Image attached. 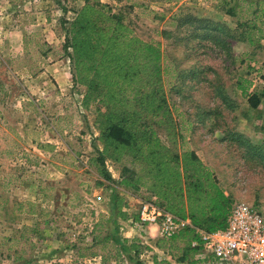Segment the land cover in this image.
<instances>
[{"label":"rangeland","instance_id":"1","mask_svg":"<svg viewBox=\"0 0 264 264\" xmlns=\"http://www.w3.org/2000/svg\"><path fill=\"white\" fill-rule=\"evenodd\" d=\"M100 1L160 44L172 65L165 96L189 145L199 143L234 200L264 215V39L250 43L245 25L257 0ZM84 2L0 0V264H130L111 240L124 233L114 223L119 187L130 188L124 165L107 160L110 182L91 164L102 104L79 112L86 87L74 82L72 68L68 91L45 69L70 58L63 22ZM239 78L252 82L247 94ZM59 135L68 144L59 152L38 148ZM180 255L165 249L159 259L197 264Z\"/></svg>","mask_w":264,"mask_h":264},{"label":"trees","instance_id":"2","mask_svg":"<svg viewBox=\"0 0 264 264\" xmlns=\"http://www.w3.org/2000/svg\"><path fill=\"white\" fill-rule=\"evenodd\" d=\"M84 1L63 24L74 82L86 87L83 104H102L96 117L102 149L91 164L110 182L114 179L107 160L123 164L126 186L146 190L158 207L189 220L178 233L161 237L157 246L171 254L178 250V261L193 259L200 247L192 243L201 241L200 231L226 226L233 199L225 194L213 168L191 148L177 123L165 96L172 65L160 44L138 36L123 10L115 11L100 0ZM255 4L254 18L245 23L246 38L252 44L264 39V0ZM238 80V87L247 94L252 82ZM159 129L165 130L167 141ZM37 145L44 152L55 149L48 142ZM115 205L117 215L125 218L123 195L117 196ZM131 248L139 251L140 245L134 242ZM106 260L102 258L101 264ZM153 264L171 263L155 257Z\"/></svg>","mask_w":264,"mask_h":264},{"label":"built area","instance_id":"3","mask_svg":"<svg viewBox=\"0 0 264 264\" xmlns=\"http://www.w3.org/2000/svg\"><path fill=\"white\" fill-rule=\"evenodd\" d=\"M139 223L159 226L162 238L178 233L189 220L176 218L153 201L145 200L139 208ZM197 264H264V215L245 201H233L226 226L212 232L200 231Z\"/></svg>","mask_w":264,"mask_h":264},{"label":"crops","instance_id":"4","mask_svg":"<svg viewBox=\"0 0 264 264\" xmlns=\"http://www.w3.org/2000/svg\"><path fill=\"white\" fill-rule=\"evenodd\" d=\"M45 69L50 74H55L52 76L59 78L58 81L60 82V84H59L60 88H62L64 91L69 90L68 89V85H69L68 82L70 80H72V74L70 71V69H71L70 58H67V61H60V60L59 61H51V63L46 64ZM30 75L33 77V75H35V74H30ZM38 75L39 74H37L36 76H38ZM41 75L43 76V74H41ZM263 92H264V90L262 91V93ZM79 93H82L80 104H79V112H83V111L88 112L92 108L93 103H91L89 105V107H85L83 104V99H84L86 90H85V92H81V90H80ZM79 93H76V94H79ZM64 114H65L63 116L64 118L62 117L63 119H65L68 116V115H66L67 112ZM260 128H262V130H264V125H261ZM98 134L99 133L97 131H95V134H94L95 137L94 138H96V141H98V143H99V144H97L98 146L96 149V153H97L98 149H102V144L98 140ZM242 134H247L246 130L242 131ZM48 143L54 145V147H55V149L52 153L46 152V153H49L50 155H52L53 153L55 154L56 152H59L60 150L63 149V147L59 146V144L68 145L67 142L64 140L63 136H61V135H59V137L53 138L52 140L51 139L48 140ZM89 144H91V143H89ZM262 144L264 145V137L262 139ZM190 146L192 149H194L196 151V153L199 155V157L204 161V158L202 157V155H204V152L200 151L202 147L199 146V143H197L196 145L194 143V145L191 144ZM206 164L209 165L210 167H212L214 165V164H208V163H206ZM213 170L215 172V175L218 178L219 184L224 189L225 194L229 195L233 199V201H235L234 198L232 197L231 193L228 191V189L222 184L220 177L218 175L217 168H213ZM118 187H119V185H118ZM119 189L122 191L121 195H123V197H124V206H123L122 210L126 214V217L122 218V217L116 215V217L114 218V223L116 224V226L120 225V229L124 230V233H122L120 235L118 232L116 237L112 238L111 240L114 241L119 246H121V249L123 250V252L128 255V257L130 259V264H153L154 258L157 257V259H159L160 253L162 251H165V249H161L157 246V241L161 238L158 225L149 224L145 227H142L140 225V223H139V207H140V203L143 200L153 201L154 198L151 197L149 195V193L144 189L125 188L122 186H120ZM110 212H112L111 209H110ZM115 224H112V226ZM110 238H111V236H110ZM134 242L137 243L138 245H140L139 251L132 250L131 245ZM146 248H152V250H150L148 255H145V254H147L148 251L143 252V250ZM164 258L169 260L171 263L175 264V262H173V260L171 259L170 256L164 257ZM159 260H161V259H159ZM145 261H147V262H145ZM193 263H197V261H193ZM176 264H179V263L176 262Z\"/></svg>","mask_w":264,"mask_h":264}]
</instances>
